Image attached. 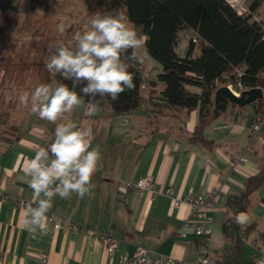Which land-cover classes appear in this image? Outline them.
<instances>
[{"label": "crops", "instance_id": "0c3cea01", "mask_svg": "<svg viewBox=\"0 0 264 264\" xmlns=\"http://www.w3.org/2000/svg\"><path fill=\"white\" fill-rule=\"evenodd\" d=\"M245 1L251 7L255 0ZM255 14L264 17V1ZM189 35L190 31L181 32L180 54L186 52L182 42ZM38 85L10 90L3 104L4 96L0 95V264H118L122 257L134 255L138 246L163 262L171 257L175 264H184L205 254L214 264L230 248L232 242L223 227L231 212L228 199L264 168V125L259 133L253 132L259 114L253 103L245 107L230 104L212 118L204 130L206 142L192 139L199 108L176 116H155L145 85L139 107L130 114L116 115L111 108L99 106L96 114L90 115L87 102L65 114L57 123L71 120L92 129L91 145L99 148L101 160L89 194L82 199L75 193L67 200L54 197L50 211L62 215V228L56 229L48 219L45 228L38 229L32 238L23 226L24 207L16 200L34 199L25 169L36 151L54 140L56 127L33 114L30 102L27 106L20 102L24 92L31 94ZM165 87L158 84L159 91ZM186 88L202 92L197 85ZM238 155L245 162L237 163ZM146 176L157 182L159 192L154 198L151 193L141 196L126 188L127 181ZM167 187L181 200L218 189L217 201L209 212V240L184 226L185 222H197L194 208L186 202L174 206L173 199L163 193ZM252 198V206L241 212L243 224L252 228L242 235L238 264L264 260V185ZM70 221L81 223L82 230L72 232ZM109 228L119 239L113 253L100 238ZM182 230L188 232L187 237L180 235ZM43 254H47V261Z\"/></svg>", "mask_w": 264, "mask_h": 264}, {"label": "trees", "instance_id": "16d2710c", "mask_svg": "<svg viewBox=\"0 0 264 264\" xmlns=\"http://www.w3.org/2000/svg\"><path fill=\"white\" fill-rule=\"evenodd\" d=\"M84 1L90 16L97 12L115 14L124 11L125 16L148 37L147 52L162 67L151 77L143 63L129 62L130 71L135 76V90L126 91L117 101L105 98L100 104L111 108L114 114H130L139 107L143 98L141 88L145 85L155 116L161 113L176 116L183 110L199 108V122L192 139L206 142L205 127L215 117V92L220 86L236 82L238 67L245 68L241 77L245 88L261 87L264 91V38L260 24L253 20L252 14L240 15L226 0ZM263 1L255 0L251 10L255 12ZM185 30L193 33L186 52L180 54L181 32ZM57 45L51 46L49 55L55 52ZM196 49L198 54H195ZM55 76L56 81L67 83L70 88L79 91L71 81ZM216 79L220 81L219 87L214 84ZM159 83L166 85L163 91H159ZM186 85L200 86L202 92H191ZM230 104L233 103L221 98L219 114L226 111ZM253 104L256 113L264 112V96ZM263 185L264 168L247 179L240 193L229 197L231 212L223 227L232 244L214 264H238L242 235L252 226L237 224L235 216L252 206L254 193Z\"/></svg>", "mask_w": 264, "mask_h": 264}, {"label": "clouds", "instance_id": "9594fccd", "mask_svg": "<svg viewBox=\"0 0 264 264\" xmlns=\"http://www.w3.org/2000/svg\"><path fill=\"white\" fill-rule=\"evenodd\" d=\"M58 31L64 33L63 24ZM147 40L124 14L94 13L86 21L85 30L76 32L70 45L61 41L45 62L48 72L71 81L79 91L67 83L52 81L20 96L21 104L31 103L33 114L56 124L54 140L40 147L25 169L34 199L22 210L23 226L32 238H36L38 229L45 228L54 197L67 200L75 193L82 199L90 193L91 179L101 160L99 148L91 145L90 127H80L71 120L57 121L83 105L85 98L89 114L95 115L105 98L117 101L126 91H134L135 76L129 62L143 63L137 50ZM243 220V213L235 216L237 224ZM257 264H264V260Z\"/></svg>", "mask_w": 264, "mask_h": 264}, {"label": "rangeland", "instance_id": "374dc122", "mask_svg": "<svg viewBox=\"0 0 264 264\" xmlns=\"http://www.w3.org/2000/svg\"><path fill=\"white\" fill-rule=\"evenodd\" d=\"M89 17L84 0H0L1 104L8 100L10 90H27L56 81V76L45 68L51 46L61 41L70 45L74 34L85 30ZM61 24L64 33L58 31ZM137 55L149 74L155 76L162 69L146 45L137 50Z\"/></svg>", "mask_w": 264, "mask_h": 264}, {"label": "built area", "instance_id": "2783aa9c", "mask_svg": "<svg viewBox=\"0 0 264 264\" xmlns=\"http://www.w3.org/2000/svg\"><path fill=\"white\" fill-rule=\"evenodd\" d=\"M240 15H249L252 14L253 20H256L260 24L262 36L264 38V17L258 18L251 10V7L245 0H226ZM190 32L189 37L182 42V48H186L188 46L191 34ZM245 68L244 66H240L236 70V74L238 79L236 82H230L226 84L230 88V90L237 96H241V93L250 88H245L241 81L242 75H244ZM262 76L264 77V72L262 73ZM214 84L219 87L220 81L219 79H216L214 81ZM264 125V112H261L256 115V122L252 125V130L254 133H259V131L262 129ZM235 161L237 163L245 162V158L241 155L236 156ZM126 188L129 190L134 189L139 195L143 196L146 193H151L153 198L155 195L159 192L157 188V182L153 176H146L141 179H136L132 181H127L125 183ZM163 193L167 195L168 197H171L173 199L174 206H179L181 202H186L190 204L194 208V216L197 219L196 223L191 222H185L184 226L186 228H193L194 231L198 234L203 236L205 239L209 240L212 230L209 226V221L211 220L209 216V212L214 208L215 203L218 198V189H213L205 193L204 195L194 196L192 194L188 195L185 200H181L180 198L176 197L174 194V190L171 187L164 188ZM27 200L19 199L16 200V204L25 207V204ZM48 219L50 221L54 222L56 229L62 228V215L54 212L49 211ZM69 229L72 232H78L82 230V224L75 221L69 222ZM180 235L182 237H187L188 232L186 230H182ZM101 240L104 242L107 251L109 253H113L114 250L117 248L119 239L114 234L113 228H109L107 231L101 233L100 236ZM43 260L47 261V254H43ZM176 260L169 257L165 262H163L161 259H154L151 255L150 251L147 248H144L142 246H138L136 248V251L134 255L132 256H124L120 259L118 264H175ZM184 264H211V261L209 257L205 254L199 255V257L192 262H185Z\"/></svg>", "mask_w": 264, "mask_h": 264}, {"label": "water", "instance_id": "95a60500", "mask_svg": "<svg viewBox=\"0 0 264 264\" xmlns=\"http://www.w3.org/2000/svg\"><path fill=\"white\" fill-rule=\"evenodd\" d=\"M264 96L263 88L261 87H253L250 89H246L241 93V96L235 95L228 86L223 85L220 86L215 92V109L214 114L215 117L219 116V108L221 98L227 99L229 102L238 105L239 107H245L259 98Z\"/></svg>", "mask_w": 264, "mask_h": 264}]
</instances>
